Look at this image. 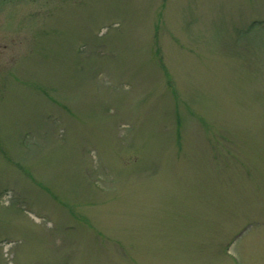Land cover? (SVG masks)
<instances>
[{"label":"rangeland","instance_id":"rangeland-1","mask_svg":"<svg viewBox=\"0 0 264 264\" xmlns=\"http://www.w3.org/2000/svg\"><path fill=\"white\" fill-rule=\"evenodd\" d=\"M0 264H264V0H0Z\"/></svg>","mask_w":264,"mask_h":264}]
</instances>
